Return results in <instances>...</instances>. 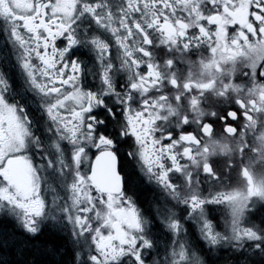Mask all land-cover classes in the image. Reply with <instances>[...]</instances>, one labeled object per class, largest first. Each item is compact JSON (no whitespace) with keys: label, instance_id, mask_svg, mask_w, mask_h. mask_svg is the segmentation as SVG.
Listing matches in <instances>:
<instances>
[{"label":"snow or ice","instance_id":"snow-or-ice-1","mask_svg":"<svg viewBox=\"0 0 264 264\" xmlns=\"http://www.w3.org/2000/svg\"><path fill=\"white\" fill-rule=\"evenodd\" d=\"M0 35V264H264V0H0Z\"/></svg>","mask_w":264,"mask_h":264},{"label":"flooded vegetation","instance_id":"flooded-vegetation-1","mask_svg":"<svg viewBox=\"0 0 264 264\" xmlns=\"http://www.w3.org/2000/svg\"><path fill=\"white\" fill-rule=\"evenodd\" d=\"M5 45V37H3L2 35H0V48H3Z\"/></svg>","mask_w":264,"mask_h":264},{"label":"rangeland","instance_id":"rangeland-1","mask_svg":"<svg viewBox=\"0 0 264 264\" xmlns=\"http://www.w3.org/2000/svg\"><path fill=\"white\" fill-rule=\"evenodd\" d=\"M218 215H219V213H218Z\"/></svg>","mask_w":264,"mask_h":264}]
</instances>
